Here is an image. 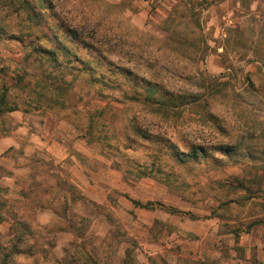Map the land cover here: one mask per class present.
Segmentation results:
<instances>
[{
    "label": "rangeland",
    "instance_id": "obj_1",
    "mask_svg": "<svg viewBox=\"0 0 264 264\" xmlns=\"http://www.w3.org/2000/svg\"><path fill=\"white\" fill-rule=\"evenodd\" d=\"M66 26L95 35L72 54L131 68L134 92L195 99L163 118L85 75L45 89ZM3 92L19 109L0 117V246L13 212L34 233L10 264H264V0H0Z\"/></svg>",
    "mask_w": 264,
    "mask_h": 264
},
{
    "label": "trees",
    "instance_id": "obj_2",
    "mask_svg": "<svg viewBox=\"0 0 264 264\" xmlns=\"http://www.w3.org/2000/svg\"><path fill=\"white\" fill-rule=\"evenodd\" d=\"M21 9L24 16V20L28 24L35 27H38L40 25V16L36 18V15L32 12H27V9L25 7H22ZM35 30L37 32H35L36 34L34 36V39L41 43H38L37 46L32 45L31 50L39 54L41 52L38 51V45H46L45 43H51V40L46 41V36L44 35L41 29L35 28ZM87 38L92 40L95 38V35L88 36L84 32H81V30L79 31L77 26H66V29H64L63 33H61L60 36H58V34L56 33L53 34V37L51 39L56 40V43L58 42V46L50 44L51 49L48 50V52H45L48 62L52 65L51 70L48 71L47 74L49 75V79L50 77H52L53 82L48 85H45V89L50 88L52 90H56L57 92L55 93L58 94V91L63 88H67V90L68 87L72 88L77 79L84 78L83 76L85 75L88 77V79L85 78L87 80H85V82L88 86H96L99 84L103 87L102 89L104 91H108L112 93V95L113 93L118 92L119 99L136 103L148 113L156 114V116L163 118H169L177 115L180 111V107H185L190 100L195 99L186 96L174 95L173 93L167 90L161 92L162 86L156 83L152 84L149 82H147L148 87H146V89L141 88L142 92H134L131 86L138 78V75L134 70H131V68L117 65L110 59L107 60V56L101 53L91 56L93 65L91 64V62L84 61V59L81 58L78 54H72V50L68 47L67 44L68 41H80L81 43H85V40L87 41ZM31 44V41H28L24 43V46L30 47ZM88 49H90V47H88ZM61 55L65 56V58L68 60L71 58V60H73L77 64H83L84 68L78 69L74 67L73 64L69 65L68 63L62 66V64L59 62V57ZM27 56L29 57V55H26V57ZM64 69H66L67 72H64ZM67 76H70L71 79L66 80ZM44 81L45 80L41 82ZM18 109V106H14V104L9 101V98L5 92L0 94V117L8 113L18 111ZM131 122L134 123L135 127L136 121L133 119ZM135 129L138 130L135 131V138L137 139L140 138L143 141L152 142L162 140L160 136H155L149 132H142V130L139 129L138 126ZM133 141L135 140L133 139ZM180 153L185 158L189 157L192 160L197 159L199 155L204 157L208 154L207 152H204L203 148L196 147H191L189 149V152L187 153ZM175 154V152H172L171 156H175ZM133 205L135 207H140L146 210H153L155 208V205L151 202H148L146 204H142L140 202H133ZM11 217L14 220L13 224L11 225V230L15 231L13 236L11 237V239L13 240L8 242V244L10 243L11 250L8 252L6 248H2L0 246V264H10L11 255H17L22 253L20 244L24 242L23 233L18 232L20 229L22 231H27V234L29 236L34 235V233L31 232L32 230H30V227L27 223L15 221L18 218V214L16 212L11 213ZM73 259H75V256L72 255L71 261H73ZM78 263L96 264L94 261H92V258H90L89 256L80 257Z\"/></svg>",
    "mask_w": 264,
    "mask_h": 264
}]
</instances>
